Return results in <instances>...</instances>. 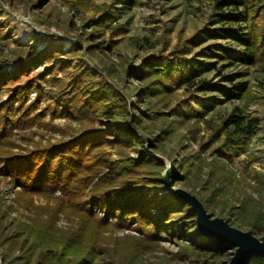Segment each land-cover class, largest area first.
<instances>
[{
    "label": "trees",
    "instance_id": "1",
    "mask_svg": "<svg viewBox=\"0 0 264 264\" xmlns=\"http://www.w3.org/2000/svg\"><path fill=\"white\" fill-rule=\"evenodd\" d=\"M213 6L212 20L168 52L148 53L138 64L131 60L104 65L105 75L116 86L84 59L75 58L74 52H63L60 45L33 60L43 65L38 79L17 86L0 102V179L7 180L14 194L6 205L0 196V217H10L15 205L32 210L26 219L14 216L9 224H0V243L8 251L4 264H146L142 256L155 249L160 239L186 236L193 248L208 257L234 246L200 233L196 212L160 180L165 162L150 153L146 144L172 160L173 186L194 181L200 189L197 196L212 215L238 228L264 233V202L242 183L248 177L247 169L236 177L235 172L229 175L219 167L217 174L227 182L221 183L220 178L214 182L210 173L203 178L200 157L188 154L195 142L200 151L212 147L211 153L221 163H231V151L243 150L244 141L256 133L260 123L249 111L257 98L249 80L228 74L230 86L226 87L210 84L208 76L196 80L194 75L196 71H219L220 59L229 65L264 69V0H213ZM260 15L263 21L258 23ZM113 19L112 12H105L96 20L99 24L82 25L92 27L86 37L88 50L106 49L104 40L96 39L104 37L103 26ZM7 35L0 31V38ZM193 45L203 46L195 58L189 55ZM47 59L53 62L47 65ZM27 64L23 61L20 67ZM11 79L0 65V88ZM127 79L140 84L123 87L120 81ZM43 81L47 82L44 89ZM176 82L184 90L172 103L170 94ZM206 87L228 100L237 99L240 106L219 121L208 117L207 101L212 103L218 96L207 99ZM34 89L36 96L27 103ZM133 94L136 101L130 99ZM47 112L49 120H45ZM58 116L66 123H56ZM202 122L210 133L199 140ZM9 124L30 131L14 137L8 132ZM35 125L39 128L33 129ZM42 127L57 130L60 136L34 139L35 134L44 135ZM170 140L177 145L171 152L167 148ZM256 174L261 192L264 175ZM35 197L44 202H35ZM62 219L68 224H60ZM124 229L136 232L118 233ZM253 264H264V259Z\"/></svg>",
    "mask_w": 264,
    "mask_h": 264
},
{
    "label": "rangeland",
    "instance_id": "2",
    "mask_svg": "<svg viewBox=\"0 0 264 264\" xmlns=\"http://www.w3.org/2000/svg\"><path fill=\"white\" fill-rule=\"evenodd\" d=\"M105 12H112L115 19L105 23L103 26L104 37L96 40H104L103 45L107 47L103 51L100 49L88 50L89 41L86 40V37L92 27H83L82 25L88 24V22L95 24L96 20H99ZM213 13V0H0V31L8 33L7 37L0 38V65L8 77H13L6 86L0 88V102L7 100L17 86L25 85L31 79H38V72L43 69V65L33 60L40 52L51 47L60 45L63 52H74L72 55L75 58L84 59L93 69L105 75L102 69L104 65H119L122 61L129 62L131 60L138 64L143 55L151 52H168L175 45L192 36L197 29L208 24L212 20ZM256 21L261 23L263 15L257 16ZM212 40L210 38L209 42ZM76 42L82 45L81 48ZM151 44L154 45L151 46ZM231 46L234 49L238 48L232 43ZM202 50V45H193L189 55L195 58V55ZM230 54L234 56L236 52L232 50ZM23 61L29 62V64L21 68L20 64ZM45 61L49 65L53 59ZM218 66L219 71H196L195 79L201 80L202 77L208 76L211 79L210 84L212 82L216 86L224 85L226 87L230 86V81L226 79L228 74L238 80H249L253 85L252 90L257 96L254 103L249 106V111L252 115L259 117L260 123L256 128V133L244 141L245 148L243 150L231 151L233 156L231 163H221L222 160L211 153L212 147L204 152L200 151L195 142H192L188 148V154H196L200 157L203 178H207L210 173L214 182L219 178L221 183L227 182L222 179L221 174H217L219 167H224L229 175H231L230 171L235 172L236 177H240L241 171L246 168L248 177L242 183L264 202V190L258 192L260 182L256 174L258 171L264 175V69L257 66L229 65L224 59L219 60ZM240 72L244 73L241 77L235 76ZM105 77L112 86H116L115 80L106 75ZM120 83L123 87L138 86L140 81L127 79ZM41 84L43 89L47 87V82L43 81ZM183 90V87H179L176 82L170 94V101L174 103L176 96H180ZM205 90L207 99L218 96L212 103L207 101L208 117L219 121L235 107L240 106L237 99L228 100L216 89L206 87ZM36 93L34 89L29 94L27 103L35 98ZM130 99L136 101L137 97L133 94ZM44 104L45 102H42L41 106ZM168 109L169 107L166 108V111ZM49 118L50 112H47L45 120H49ZM0 121H3L2 118ZM54 121L61 125L66 123L64 117L60 116L56 117ZM74 125L79 126L77 123ZM201 127L198 134L199 140L202 135L208 136L210 133L208 129H205L203 122ZM38 128L37 125L33 127V129ZM40 130L44 135H32L34 139L46 141L49 137L56 139L60 136V132L57 130H48L44 127ZM21 131L30 130H21L17 126L8 125V132L14 137L20 136ZM157 131L158 129H155L154 133ZM167 143V148L171 152L172 146H175L176 143L171 140ZM146 145L150 153L165 162L164 170L171 166L173 175L175 168L168 155L151 151L149 145ZM185 154H187L186 151ZM172 175L170 179H172ZM190 176H196L195 171L192 170ZM173 185L174 183L171 184V187L176 188ZM182 187L195 194L197 190H200L195 188L194 181L188 182ZM9 188L7 180L0 179V196L5 197V205L12 202L14 198L13 191L10 193ZM208 193L210 191L205 192V194ZM35 202L42 203L44 199L35 197ZM1 206L3 207L2 204ZM15 207L17 209L10 213V217L6 219L0 217V224H9L14 216L26 219L28 215L32 214L31 209H24L17 205ZM61 223L65 225L68 224V221L62 219ZM240 229L248 230L246 226ZM124 232L135 233L136 231L129 229L118 231L120 234ZM253 233L260 239L264 236L263 232ZM158 242L159 245L155 249L145 252L142 256L146 264H219L223 260L229 261L236 250V246H230L223 249L217 257H208L207 253L190 245L189 236L173 239L162 238ZM6 246L0 243V264H4L3 257L8 252ZM207 258H209L208 262L205 261Z\"/></svg>",
    "mask_w": 264,
    "mask_h": 264
},
{
    "label": "water",
    "instance_id": "3",
    "mask_svg": "<svg viewBox=\"0 0 264 264\" xmlns=\"http://www.w3.org/2000/svg\"><path fill=\"white\" fill-rule=\"evenodd\" d=\"M171 175L172 169L168 166L162 173L161 181L172 194L182 196L191 204L197 214L196 221L200 233L209 238H216L221 243L236 246L231 259L223 260L219 264H253L256 260L264 259V236L260 239L251 230L240 229L223 217L213 216L197 194L183 187H171Z\"/></svg>",
    "mask_w": 264,
    "mask_h": 264
}]
</instances>
